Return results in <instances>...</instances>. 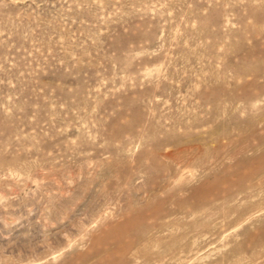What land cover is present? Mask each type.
<instances>
[{
    "label": "rangeland",
    "instance_id": "rangeland-1",
    "mask_svg": "<svg viewBox=\"0 0 264 264\" xmlns=\"http://www.w3.org/2000/svg\"><path fill=\"white\" fill-rule=\"evenodd\" d=\"M0 264H264V0H0Z\"/></svg>",
    "mask_w": 264,
    "mask_h": 264
}]
</instances>
